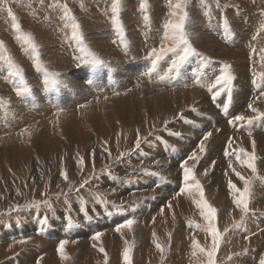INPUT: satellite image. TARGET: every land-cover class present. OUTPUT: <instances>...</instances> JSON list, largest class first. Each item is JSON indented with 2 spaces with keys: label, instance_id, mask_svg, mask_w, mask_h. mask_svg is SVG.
I'll use <instances>...</instances> for the list:
<instances>
[{
  "label": "rangeland",
  "instance_id": "1",
  "mask_svg": "<svg viewBox=\"0 0 264 264\" xmlns=\"http://www.w3.org/2000/svg\"><path fill=\"white\" fill-rule=\"evenodd\" d=\"M177 2L178 0H120L118 11L114 14L111 7L112 0H6V2L5 0H0V41L4 45V48L0 49V99H2L0 100V113L12 124L11 126L2 124L5 120L0 119V264H21L20 261L22 260L27 264H37V261H39V264H48L44 263L42 255L47 252L45 250L51 249V247H54V250L55 246L58 248L60 242H47L48 238L45 240H37V238H31L33 236L31 234L36 229H39L37 235L43 232L47 234L50 230L57 232L56 225H52V217L54 221H58L59 223L65 220L68 231L74 225L76 228L89 232V229H85V224L82 225V220L79 219L80 213L86 214L89 222L93 225L91 229L92 233L94 231L97 233L100 232L97 228V221L106 220L108 219L107 214L113 215L118 212L124 214V219L129 218L134 220L130 229L122 228L117 238L114 235L110 237L108 234H111L114 227L120 224L111 225L109 222L103 221L102 226L106 228L101 233H103L105 238H100L99 241H95L93 244L83 242L84 244L91 245L88 247L84 246L90 251L89 254L85 255H91L97 259L100 258L98 262L96 261L97 264H105L104 253L99 251L100 247H103L107 253V264H124L123 251L125 247L131 248V264H143L142 261L146 258L149 259L148 264H207L206 256L200 253L198 249H193L192 247L193 239L205 248L210 247L212 242L210 233L204 230L208 226V221L201 215V210L194 202V195L196 196L197 194L200 197L199 191L196 189L197 181L203 189L204 199L217 210L214 221L217 229L221 233H224L226 227L229 229L227 233H224L220 249L216 254V264H260V261L264 259V147H261L263 146L264 138L261 140L262 136L259 135L261 138L258 137L256 139V132L258 133L260 129H253L248 134L242 136H238L237 134V139L240 140L225 143L224 145L230 132L224 134L225 136L222 133L223 136L220 135L219 139L218 137H210L219 134L221 129H223L222 127L226 126V122L217 125L216 130L213 126H208L209 129L207 128L206 133L211 132L212 135L208 140L204 141L206 150L201 153L198 147V151L196 150L195 152L197 159L193 160L188 159L190 153H193V151L188 149V146L194 145L195 138L199 139L202 132L198 133V137H194L193 140H187V136L185 135L187 127L186 125L181 127L179 124L181 121H184L181 124H185V121H187L188 124L191 123L190 125L193 126L196 123V126L199 127L200 124L198 125V121L196 120L201 115L202 122L209 123V120H214L218 114L216 113V109H211V101H214L213 103L216 105L220 104L219 102L223 100L222 103L225 104L226 99L237 106L240 100L242 102L244 100L243 104L245 103L247 105L246 107H248V101L251 104L254 103V91H257L256 89L258 87L263 89L264 86V52H261V49H264V29L260 27L261 24H264V0H184L183 10L188 14L185 31L189 43L195 49V53L190 52L186 56L188 58H185L193 61L194 64L191 66H189L190 62H184L185 59L181 61L179 59L180 56L184 55L183 48L185 46L180 45L177 47L173 39L175 35L173 30L164 27L169 19L175 20L181 14V11L176 9L177 16H171L174 5ZM141 4L144 7H141ZM65 6L69 11V17H65L64 15ZM9 9L11 10L12 16L19 23L20 31L24 34H30L36 45L35 51L28 47L23 40L16 38L17 33L13 30L12 17L9 15ZM114 15L116 17L115 21L113 20ZM72 17H74L75 23L80 26L79 31L84 37L82 41L72 36ZM130 17H133V19ZM152 17L156 20L155 23ZM191 17L195 22L194 27L199 24L212 23L219 20L218 24L223 25L228 36L223 32L224 30L222 31L221 27L219 28L225 33L227 39L225 38V41H218L216 36L207 35L203 26H199L197 32L199 33L200 31L199 34L204 39L197 41L196 37L198 33L196 30H191L188 26ZM130 20H132V23ZM140 21L143 23L146 21V25L143 23L141 25ZM139 22L140 24L138 25L137 23ZM149 27L152 30L151 28L148 29ZM139 29L143 33H140ZM251 40L253 41L251 48V55L253 56L250 54L241 55L231 45V43L236 44L238 41L248 42L249 45L252 42ZM127 41L128 43H126ZM118 47L121 48L119 49ZM141 47L142 49H140ZM161 47L175 48V50L161 54L159 53ZM216 48L229 53L234 52L236 62L233 61V63L232 60L215 57L214 50ZM153 49L157 50L158 55L152 54ZM124 50L128 51L127 54H123ZM230 50L232 51L230 52ZM129 51H133L134 53L141 52L137 56L141 55L140 59L142 61L152 62L153 65H151V68L154 71H157L161 65L170 68L175 66L176 63L183 64V69H180V72H183V76H179L185 79V83L191 81L190 79L192 77L190 74L196 72V69L199 71L205 69L206 71L208 67H212L215 69V77H217L224 71L225 64L230 66L229 73L233 79L223 85V90H221V86H214L215 82H210L207 88L216 89L212 94L213 97L209 93L206 94L202 88H197L196 86L188 87L191 92L188 90L181 91L185 94L191 93L196 98V101L191 103V106H185L183 112L178 113L176 110L173 116L170 114L161 115L162 108L166 110L171 107L172 94L168 93L170 90L168 92H162V94L169 96L167 100L164 99L163 95L159 94V105L161 103L164 104L163 107L160 105V109H158L157 105L153 107L154 109L147 107L148 103L145 100L139 101L133 95L130 98H125L124 101L127 107H119L117 111H114V108H116L115 105H112V107L110 103L108 104L104 101V104H102L103 102L101 104L95 103L94 105L98 104L97 107H99L97 111H100L101 114L104 113L96 118L95 123L98 126L107 125L109 127L107 132H103L102 136L96 138L94 134L96 136L100 134V128H98L99 133L94 131L91 123L87 122L86 118L95 116L94 110L76 109V111L74 109L75 105L70 104L67 107V112L64 113L68 114L66 118H64V115L61 116L62 114H55L44 118L45 116L38 115L37 108L28 111L20 107L21 103L19 104L18 101H22L26 97V93L31 100L35 101L40 100V94H45L46 89L53 88L56 91L55 86L51 87L54 82H51L52 84L48 83L47 88L31 86V84L26 83L31 78L30 73H44L45 76L51 73L55 74L54 79L64 75L63 73H68L74 77V83H79L81 86L85 82L82 83L76 75L79 69L103 67L102 69L106 70L105 62L111 64L112 60L115 62L119 61L125 65L124 61L126 58L134 59L137 57H134L132 53L129 55ZM170 55L173 57L172 61L167 62L163 59H168ZM93 57L100 58L103 63L94 64L92 62ZM122 57L124 58L122 59ZM9 58L16 65V68L20 70V75L14 74L16 69L9 65ZM239 58H241L240 61ZM176 59L179 60L176 61ZM237 62L240 65L237 66ZM37 64L41 65L39 69L36 66ZM45 69L47 72L44 71ZM185 69L187 74L184 71ZM103 75H105L104 80L106 78L108 80L107 73H103ZM119 75L125 81L126 85L128 83L132 85V76L134 74H131L129 70L122 69ZM175 78L178 80L176 76ZM68 83L66 81L64 90ZM191 83H198L199 87L205 85L199 81H192ZM23 85H27L31 91H20V94H18V90L22 89ZM157 85L159 87L158 89L162 88L159 84ZM72 86L75 87L76 85L72 83ZM177 88L182 89L181 87L172 89ZM64 90L62 91L61 88V93ZM234 91H236V94ZM120 92L122 93V91ZM216 97L220 98L216 100ZM205 98L206 100H204ZM200 100L205 103L200 102ZM38 106L42 105L39 104ZM86 106L88 105L83 107ZM90 106L93 108L92 105ZM252 106L258 111L254 112L249 107L242 109L241 106H237L235 111L236 115H244V119L237 121L234 119L235 115H233L231 120L237 122L239 131L245 127L249 129L251 126L256 127L264 122V115H261L264 114V98H261L260 104ZM40 108L42 112L47 114L46 109L48 108L46 106ZM131 110L137 111L129 112ZM142 110L146 114L147 123L138 126L139 121L136 114ZM149 110H152L155 115L152 116ZM125 111L126 113L122 115L121 113ZM256 112H258L257 115L253 114ZM114 113L117 115L115 116ZM31 114L33 116L30 117ZM207 114L211 115L209 116ZM19 115L20 117H18ZM52 117L55 119H51ZM130 120L133 121L132 126L127 125ZM257 121L261 122L257 123ZM72 126L75 128L79 126V132L87 133V137L85 139L83 138L84 140L82 142V139L77 140L75 136L76 130ZM143 129H146L144 133ZM137 130H139L141 138L139 149L135 148ZM89 131H94V134L90 135ZM192 131L193 129L189 132ZM239 131H236V133ZM188 137L190 136L188 135ZM252 139L255 140V150L258 149L261 152L257 153L255 151V175L247 167L248 155L253 153V149L251 150L252 152L248 149L247 142H251L253 146ZM61 141L65 143L61 145L60 152L56 149V153H47L45 145L47 148L53 149L60 146ZM38 143L42 146V150H36ZM223 145L224 148H222ZM226 150L229 153L228 155H225ZM211 152L215 153V157L212 160H207ZM91 153H93L92 164L87 162V156ZM121 153L124 154L123 157H121ZM71 154L77 155L82 161L83 167L79 171L73 172L74 168L70 165L72 160ZM182 156H187V159H185L189 163L187 167L191 169L192 175L194 176L191 182L192 185L190 184L193 192H191V195L189 194V196L185 197L187 201H183V203L192 204L193 201L195 204L187 209L182 208L174 213L167 212L166 209L170 202L165 200L161 202L162 204H158L161 205L160 208H151L150 203L152 204L159 197L160 187L162 185H159L160 187H152L148 186V184L153 179L158 178L168 184L169 187L176 185L178 188L180 184L179 179L182 178L184 172L183 169H179V167L174 165L177 164L175 161L177 159L175 158L179 157L180 159ZM27 157L29 161L28 165H25L23 161ZM207 161H211L208 167H206ZM228 161H231L233 164L237 163L235 167L231 165L233 169L237 167L242 168L244 171L242 174L243 177L251 178L250 211L238 228L232 227V225L234 222L241 221L242 214L234 203L233 193L229 195V201L227 203L219 202L218 195L211 185V183H221V180L213 177V174L217 172V175H220V172L223 170L222 168H226V165H228ZM87 163L90 164L89 167ZM244 163L246 165H243ZM200 166L206 168H200ZM173 167L176 169H173ZM205 170H207L206 174ZM62 172L67 174L68 179H64L62 182H59L62 179L54 181ZM85 180L88 183L81 188L80 185ZM141 182L147 186L141 185ZM243 187L244 182L241 187L237 188L242 190ZM108 188L111 191L107 190ZM142 188H144V191L140 192ZM131 193L133 194L129 195ZM161 193L168 196V192L163 189H161ZM236 195L238 196L239 194L236 193ZM170 199L169 196V199L167 198L166 200ZM45 200L50 202L51 209L43 204L39 207L31 206L33 202ZM144 205L149 206L150 208H146L152 211L146 217H142V213L146 212ZM97 208H99V211ZM162 208H164L163 211H161ZM103 210H108V213H102ZM134 213H136V216L139 215L138 217L140 218L137 219ZM62 216H65L66 219ZM27 225H34L36 229L32 233H30L31 230L29 232L27 231L25 233L27 235L26 237L14 240L13 238L16 237L15 233H20ZM196 225L200 227H196ZM71 233L76 236L77 232L76 230H72L67 235L71 236ZM6 235H11L8 241L5 239L8 237ZM246 236L249 239H245ZM20 240H25L26 243L21 244L18 242ZM13 243L18 244L16 246ZM69 243L65 245V254L67 256L66 264H95V262L89 260L84 254H81L82 250L79 246L69 247ZM74 243H79V241H75ZM157 243L163 246V254L156 248ZM94 244L96 247H93ZM244 249H247V252H244ZM194 251L196 255H193ZM237 253L242 254L236 255ZM229 256H232L231 260L228 259Z\"/></svg>",
  "mask_w": 264,
  "mask_h": 264
},
{
  "label": "bare ground",
  "instance_id": "2",
  "mask_svg": "<svg viewBox=\"0 0 264 264\" xmlns=\"http://www.w3.org/2000/svg\"><path fill=\"white\" fill-rule=\"evenodd\" d=\"M135 1V0H134ZM131 3V2H130ZM134 3V2H133ZM237 4V3H236ZM131 5H133V4H131ZM155 8V7H154ZM130 9V8H129ZM130 11V10H129ZM132 12V11H131ZM132 13H134V12H132ZM135 14V13H134ZM148 15V14H147ZM211 15V14H210ZM135 17H136V15H134ZM138 16V15H137ZM140 17V16H139ZM149 17V16H148ZM198 17V16H197ZM211 17V16H210ZM131 18V17H130ZM131 19H133V17L131 18ZM135 19H137V18H135ZM139 19V18H138ZM141 19H143V18H141ZM152 19H153V21H154V23L156 22V20L152 17ZM201 19V18H200ZM239 19V18H238ZM241 19V18H240ZM145 20H146V18H145ZM150 20V19H149ZM131 21V23H132V20H130ZM134 21V20H133ZM136 21V20H135ZM151 21V20H150ZM152 21V22H153ZM210 21H212V20H210ZM218 21L219 20H216V21H214V22H209V23H204V24H199V25H197L196 27H194V25H195V22L193 21V19H192V17L190 18V20H189V24H188V26H189V28L191 29V30H196V32H197V29L199 28V26H203V28L206 30V32H207V35H212V36H216L218 39V41H225L226 39H227V37L225 36V33H226V31L224 30V28H223V25L222 24H218ZM246 21V20H245ZM141 22V25H142V21H140ZM140 22L139 23H137L138 25L140 24ZM146 22V21H145ZM145 22L143 23V24H145ZM149 22V21H148ZM147 22V23H148ZM129 23V22H128ZM134 24V23H133ZM152 24V23H151ZM146 25V24H145ZM152 25H154V24H152ZM219 25V26H218ZM83 26V25H82ZM155 26V25H154ZM238 26V25H237ZM157 27V26H156ZM219 27H221L222 28V31L223 32H225V33H223L222 31H221V29L219 28ZM86 28V27H85ZM151 27H149L148 29H150ZM153 28H155V27H153ZM158 28H160V27H158ZM157 28V29H158ZM229 28V27H228ZM234 28V27H233ZM236 28V27H235ZM147 29V30H148ZM134 30V29H133ZM151 30H152V28H151ZM155 30V29H154ZM237 30V29H236ZM139 31H140V29H139ZM230 31V30H229ZM238 31V30H237ZM248 31V30H247ZM108 32V31H107ZM151 32V31H150ZM163 32V31H162ZM192 32V31H191ZM204 32V31H203ZM139 33V32H138ZM140 33H143V32H141L140 31ZM145 33H146V31H145ZM193 33H194V31H193ZM198 33V32H197ZM199 33H200V31H199ZM198 33V35H197V37H196V40L197 41H200V40H202V39H204V38H202L201 37V35ZM252 33V32H251ZM204 34V33H203ZM243 34V33H242ZM133 35H135V34H133ZM137 35V34H136ZM195 35V36H196ZM206 35V34H205ZM204 35V36H205ZM226 35H227V33H226ZM88 36V35H87ZM228 36V35H227ZM205 37H208V36H205ZM248 37H250V36H248ZM171 38V37H170ZM210 38V37H209ZM226 38V39H225ZM119 40V39H118ZM121 40V39H120ZM129 40V39H128ZM243 40V39H242ZM204 41V40H203ZM234 41V40H233ZM252 41V40H251ZM96 42V41H95ZM139 42V41H138ZM126 43H128V41L126 42ZM137 43V42H136ZM140 43H142V42H140ZM194 43V42H193ZM74 44V43H73ZM101 44V43H100ZM135 44V43H134ZM224 44V43H223ZM252 44H253V41L252 42H250V44L248 45V42H242V41H238L236 44H232L231 43V45L232 46H234L236 49H237V52L239 53V54H241V55H251L252 54V52H251V48H252ZM219 45H220V43H219ZM228 45V44H227ZM230 45V44H229ZM118 46V45H117ZM129 46H130V44H129ZM226 46V45H225ZM132 47V46H131ZM130 47V48H131ZM254 47V46H253ZM96 48H97V46H96ZM119 48V47H118ZM121 48V47H120ZM119 48V49H120ZM126 48V47H125ZM151 48V47H150ZM224 48V47H223ZM50 49V48H49ZM117 49V48H116ZM140 49H142V47L140 48ZM180 49V48H179ZM232 49V48H231ZM105 50V49H104ZM137 50V49H136ZM111 51V50H110ZM134 51V50H133ZM133 51H129V55L132 53V54H134V57L135 56H137L138 54H140V53H134ZM142 51V50H141ZM227 51H229V50H227ZM232 50H230V52H231ZM45 52V51H44ZM103 52V51H102ZM105 52V51H104ZM108 52V51H107ZM127 52L128 51H126V50H124L123 51V54H127ZM138 52V51H137ZM110 53V52H109ZM176 53V52H175ZM234 52H231V53H229V52H225V51H222V50H219L218 48H216V50H214V55H215V57H220V58H224V59H226V60H232V62L234 61V62H236V55H235V53L233 54ZM112 54V53H111ZM110 54V55H111ZM108 55V54H107ZM106 55V56H107ZM144 55V54H143ZM111 56H113V55H111ZM123 56V55H122ZM141 56V55H140ZM140 56H137V57H133L134 59H127L126 58V60L124 61L125 62V65H123V64H121L119 61H114V60H112L111 61V64L109 63V62H105V67L107 68L106 70L105 69H102V68H91V69H85V68H82V69H79L78 71H77V76L79 77V79L82 81V83H84L83 85H79V83L77 84H75L74 83V77L71 75V74H68V73H63L64 75H61V76H59V78L57 77V78H55V82L52 84L51 82H52V80H49V83H51L52 85H51V87H56V91L55 90H53V88H50V89H46V93L44 94H40L41 95V97H40V100H35V101H33V100H31L29 97H28V94L26 93V97L22 100V101H18L19 102V104H20V107H23V108H25L26 110H30V109H34V108H37V110H38V112L37 113H39L38 115H43V116H45L44 118H46V116L47 117H49V116H51V115H57V114H62L61 116H65L64 118H66L67 116H68V114H64L65 112H67V110H68V106H70V104H74L75 105V110L77 109V110H82V109H85V110H94L95 112V116H92V117H86L87 118V122H89V123H91V127H92V129H94V131H97L98 132V128H100V134H98L97 136H96V134H94V131H89V133H90V135L92 134H94L95 135V138L96 137H100V136H102L103 135V132H107L108 130H109V127H107V125H105V126H98V124H96L95 123V120H96V118L97 117H99V116H101L102 114H104V113H100V111H97V109L99 108V107H97V105H94L95 103H99V104H101V102H105V103H110L111 104V106L112 105H115V107L116 108H114V111H117L118 109H119V107L121 108H125V107H127V104L125 103V98H130L132 95L133 96H135L136 98H137V100H145L147 103H148V106L147 107H149V108H153L155 105H157V107H158V109H160L161 108V106L163 107L164 106V104L163 103H161L160 105H159V101H160V95L159 94H161V95H163V97H164V99L165 100H167L168 99V95H164V94H162V92H168L169 90V92L168 93H171L172 95H171V97H172V99H171V102H170V106L171 107H169V108H167L166 110H165V108H162V111L161 110H158V111H161V115H166V114H170V115H175V113L174 112H176V110L178 111V113H180V112H183V110H185L184 108H185V106H188V105H190L191 103H193V102H195L196 101V98L194 97V95H192L191 93H188V94H185V93H182L181 91H186V90H188V91H190L191 92V90H190V88H188V87H190V86H196L197 88H202L203 89V91L206 93V94H208L209 93V95H211V97H213V93L216 91V89L215 88H213V89H208L207 87L210 85V82L211 83H213V82H215V80H213V79H215L216 77H215V69L214 68H212V67H208L207 68V70L205 71V69H202V70H198V69H196V72H192L190 75H191V81H187L186 83H185V79H182V78H180V76H183V72H180V69H183V64H181V63H176V65L175 66H172V67H170V68H168V67H166L165 65H161V66H159V69L157 70V71H154L152 68H151V65H153L152 64V62H147L146 60L145 61H142L141 59H140ZM239 56V55H238ZM251 56H253V55H251ZM129 57V56H128ZM108 58H109V56H108ZM113 58V57H112ZM124 57H122V59H123ZM186 58H188V57H186ZM201 58V57H200ZM214 58V57H213ZM238 58V57H237ZM100 59V58H99ZM115 59V58H114ZM163 59H165V61H167V62H170V61H172V59H173V57L170 55V56H168V59H166V58H163ZM195 59V58H194ZM196 59H198V58H196ZM202 59V58H201ZM240 59L241 58H239V61H240ZM251 59V58H250ZM110 60V59H109ZM116 60V59H115ZM129 60V61H128ZM162 60V59H161ZM177 60H179V59H176V61ZM120 61H121V59H120ZM164 61V60H163ZM174 61V60H173ZM181 61V60H180ZM179 61V62H180ZM190 62V64H189V66H191L192 64H194L193 63V61L191 60V59H189V60H187V59H185V61L184 62ZM237 61H238V59H237ZM160 62V61H159ZM207 62V61H206ZM233 62V63H234ZM245 62V61H244ZM251 62H253V61H251ZM127 63V64H126ZM173 63V62H172ZM183 63V62H182ZM159 64V63H158ZM203 64V63H202ZM208 64V63H207ZM167 65V64H166ZM170 65H172V64H170ZM173 65H174V63H173ZM205 65V64H204ZM236 65L238 66V65H240V63H236ZM235 65V66H236ZM243 65V64H242ZM104 66V65H103ZM154 66H155V63H154ZM184 66H186V65H184ZM215 66V65H214ZM70 67V66H69ZM158 67V66H157ZM175 67V68H174ZM187 67V66H186ZM194 67V66H193ZM245 67V66H244ZM172 68H174V69H172ZM195 68H196V66H195ZM63 69V68H62ZM61 69V70H62ZM129 70V72L131 73V74H134L132 77V81H133V83H132V85L131 84H129L128 83V85H126V83H125V81L120 77V75H119V73H120V71L121 70ZM194 69V68H193ZM237 69V68H236ZM248 69H249V67H248ZM73 70V69H72ZM100 70H103V71H100ZM239 70V69H238ZM67 71V70H66ZM185 71V73L187 74V71H186V69L184 70ZM193 71V70H192ZM195 71V70H194ZM221 71V70H220ZM241 71V70H240ZM82 72H84V73H82ZM190 72H191V70H190ZM239 72V71H238ZM103 73H107V75H108V80H107V78H106V80H104L105 79V75H103ZM237 73V72H236ZM239 74V73H238ZM242 74H243V72H242ZM30 76H31V78L29 79V80H27L26 81V83H28V84H31V86L32 85H34V86H36V87H41V88H47L46 86L48 85H45L44 84V79H45V74L44 73H37V74H35V73H30L29 74ZM124 75V74H123ZM130 75V74H129ZM180 75V76H179ZM246 75V74H245ZM26 76V75H25ZM75 76V75H74ZM175 76L178 78V80L175 78ZM250 76V75H249ZM68 77V78H67ZM236 77V76H235ZM243 77H244V74H243ZM26 78V77H25ZM29 78V77H28ZM184 78V77H183ZM76 79V78H75ZM242 79V78H241ZM67 82H69L68 83V85L65 87V90H64V85L66 84V81ZM87 80L88 81H91V83H87ZM25 81V80H24ZM23 81V82H24ZM192 81H199L200 83H202V84H205V85H203V86H201V87H199V84L198 83H195V84H193V83H191ZM79 82V81H78ZM25 83V82H24ZM72 83L74 84V85H76L75 87H73L72 86ZM207 83H209V84H207ZM238 83V82H237ZM27 84V85H28ZM157 84H159V86L160 87H162V88H160V89H162V90H160V89H158L159 87H157L158 85ZM251 84H253V83H251ZM26 85V86H27ZM246 85V84H245ZM261 86V85H260ZM23 87H24V85H23ZM108 87V88H107ZM175 87H181L182 89H179V88H177V89H172V88H175ZM214 87V86H213ZM249 87V86H248ZM253 87V86H252ZM62 88V91L64 90V92L63 93H61V91H60V89ZM261 87H258L256 90L257 91H254V93H255V97L253 98V101H254V103H252V105H255V106H257L258 104H260L261 103V98H264V95H262L261 93L262 92H264V86H263V89L261 88ZM248 89V88H247ZM251 89V88H250ZM229 90V89H228ZM243 90V89H242ZM120 91H122V93L120 92ZM175 91H177V92H175ZM193 91V90H192ZM197 91V90H196ZM238 91V90H237ZM261 91V92H260ZM60 92V93H59ZM199 92V91H198ZM202 92V91H201ZM229 92V91H228ZM235 92V94H236V91H234ZM233 92V93H234ZM117 93H119V95H117ZM223 94V93H222ZM228 94V93H227ZM231 94V93H230ZM239 94V93H238ZM241 94V93H240ZM239 94V95H240ZM18 95V94H17ZM39 95V94H38ZM199 95V94H198ZM242 95V94H241ZM7 96H8V94H7ZM21 96V95H20ZM35 96V95H34ZM9 97H10V95H9ZM12 97H14V96H12ZM11 97V98H12ZM186 98V99H185ZM201 98V97H200ZM203 98V97H202ZM215 98V97H214ZM217 98H220V97H216V100H217ZM225 98V97H224ZM223 98V99H224ZM226 98H228V97H226ZM236 98V97H235ZM252 98V97H251ZM20 99H22V97H20ZM162 99V98H161ZM242 99V98H241ZM0 100H2V99H0ZM6 100V99H5ZM204 100H206V98L204 99ZM74 101V102H73ZM118 101V102H117ZM162 101V100H161ZM164 101V100H163ZM225 104L224 103H222L223 102V100L222 101H220L219 103L220 104H214L212 101L210 102L211 104H212V108L211 109H216V113L218 114V116H216V118L214 119V118H212V119H214V120H212V121H210L209 120V123H207V122H205L204 121V119H203V121L204 122H202L201 121V117H202V115H201V117H198V120H196V121H198L197 123H198V125H199V127H197L196 126V123L195 124H193V126L192 125H190V124H188L187 123V121H185V124H181V123H183L184 121H181V123H179L180 125H181V127H183L184 125H186V127H187V129H186V133H185V135L187 136V140H190V139H192L193 140V138L194 137H198V133H200V132H202V135H200L199 136V139L198 138H195V144L194 145H192V146H188V149H190L191 151H193V153H195L196 152V150L198 151V147H199V143L201 142V140H202V138L204 137V134L207 132V128H208V126H210V127H212L213 126V128H215V130L217 129V125H219V124H221V123H224V122H226V126L225 127H222L223 129H221V131L219 132V134H216V136H214V137H210V138H217L218 137V139H219V137H220V135L221 136H223L224 134H227L228 132H230L229 133V135H228V139H227V141H223L224 142V145H225V143H230V142H232V141H235V140H240V139H237L238 137H237V134H238V136L240 135V136H242V135H245V134H248L250 131H252L253 129H260L259 131H258V133L256 132V139L259 137V135L260 136H262V138L261 137H259V138H261V140L264 138V135H263V133H264V122H262L261 123V125H257L256 127H250V129L249 128H247V127H245V128H243V129H241L240 131H239V127L237 126V122L235 121V120H231V118H232V116L233 115H235V116H239V115H236V113H235V111H236V109H237V106H241V108L242 109H244V107L245 108H248V107H246L247 105L244 103L243 104V102H244V100H243V102L240 100V102H239V104L237 105V106H235L234 104H232V103H230L229 101L230 100H226L225 99ZM232 102H233V100H231ZM239 101V100H238ZM7 102V101H6ZM17 102V103H18ZM104 102L102 103V104H104ZM166 102V101H165ZM200 102H204V101H201L200 100ZM249 103H250V101H248ZM37 103V104H36ZM167 103V102H166ZM165 103V104H166ZM205 103V102H204ZM235 103V102H234ZM249 103H248V105H249ZM6 104V103H5ZM7 104H8V102H7ZM42 105V106H46L48 109H46V112H47V114H45V112H42V109L40 108V107H42V106H38V105ZM163 104V105H162ZM169 104V103H168ZM200 104H202V103H200ZM251 104V103H250ZM85 106V105H88V106H86V107H81V106ZM90 105H92V107L93 108H91V106ZM193 105V104H192ZM204 105V104H203ZM1 106H3V105H1ZM167 106V105H166ZM191 106V105H190ZM202 106V105H201ZM201 106H199V107H201ZM113 107V106H112ZM198 107V108H199ZM44 108V107H43ZM67 108V109H66ZM100 108H102V107H100ZM17 109V108H16ZM50 109V110H49ZM154 109V108H153ZM172 109V110H171ZM209 109V108H208ZM242 109H241V112H242ZM76 110V111H77ZM202 110H204V109H202ZM247 110V109H246ZM245 110V112H246V114H247V111ZM20 111V110H19ZM22 111V110H21ZM23 111H24V109H23ZM127 111V110H126ZM126 111L125 112H120L122 115H124L125 113H126ZM133 111H137V110H131V111H129V112H133ZM150 111V113H151V115L153 116V115H155L153 112H152V110H149ZM1 112V111H0ZM3 112V111H2ZM25 112V111H24ZM31 112V111H30ZM157 112V111H156ZM188 112V111H187ZM200 112V111H199ZM251 112V111H250ZM26 113V112H25ZM145 112H143V110L141 111V112H138L137 114H136V116H138V121H139V123L137 124L138 126H140V125H142V124H146L147 123V121H146V114H144ZM205 113H207V112H205ZM235 113V114H234ZM17 114H19V113H17ZM195 114H199V113H195ZM203 114V113H202ZM243 114H245L244 112H243ZM242 114V115H243ZM253 114H255V115H257L258 114V112H256V113H253ZM12 115V114H11ZM29 115V114H28ZM34 115H36V114H34ZM67 115V116H66ZM114 115L116 116L117 114L116 113H114ZM207 115H209V114H207ZM211 115V114H210ZM209 115V116H210ZM24 116V115H23ZM31 116H33L32 114L30 115V117ZM191 116H192V114H191ZM208 116V117H209ZM244 116V115H243ZM242 116V117H243ZM252 116V115H251ZM13 117V116H12ZM18 117H20V115L18 116ZM25 117V116H24ZM23 117V118H24ZM27 117V116H26ZM57 117H59V116H57ZM181 117V116H180ZM213 117H215L214 115H213ZM246 117V116H245ZM8 118V117H7ZM34 118H35V116H34ZM36 118H40V117H36ZM154 118V117H153ZM194 118V117H193ZM0 119L1 120H5V121H3L2 122V124H8L9 126H11L12 124H10L9 122H8V120H6L5 119V117L3 116V115H1V113H0ZM9 119V118H8ZM27 119V118H26ZM51 119H55V118H51ZM108 119H109V117H108ZM181 119V118H180ZM206 119V118H205ZM219 119V120H218ZM28 120H29V118H28ZM193 120V119H192ZM9 121H11V120H9ZM36 121V120H35ZM99 121V120H98ZM195 121V122H196ZM214 121H217V122H214ZM229 121H232V123H229ZM22 122V121H21ZM24 122V121H23ZM22 122V123H23ZM100 122V121H99ZM98 122V123H99ZM200 122V123H199ZM220 122V123H219ZM261 121H257V123H260ZM19 123V122H18ZM25 123V122H24ZM31 123V122H30ZM95 123V124H94ZM105 123V122H104ZM243 123V122H242ZM241 123V124H242ZM15 124H17V123H15ZM77 124V123H76ZM132 124H133V121H129L128 123H127V125L128 126H132ZM25 125V124H24ZM23 125V126H24ZM27 125V124H26ZM100 125V124H99ZM179 125V126H180ZM233 125V126H232ZM242 125H244V124H242ZM256 125V124H255ZM7 126V125H6ZM81 126V125H80ZM237 126V127H236ZM5 127V126H4ZM72 127H74V126H72ZM72 127H71V129H72ZM78 127L79 126H76V128L74 127V129L76 130V138H77V140H81V142L87 137V133H82V132H79L78 130ZM84 127V126H83ZM116 127V126H115ZM10 128V127H9ZM19 128H22V127H19ZM88 128V127H87ZM233 128H234V130H233ZM15 129H17V128H15ZM191 129H193V131L192 132H189ZM209 129V128H208ZM0 130H1V128H0ZM66 130H67V128H66ZM88 130H89V128H88ZM87 130V131H88ZM91 130V129H90ZM219 130V129H218ZM16 131V130H15ZM86 131V130H85ZM146 131V129H143V133ZM236 131H239V132H237L236 133ZM245 131V132H244ZM255 131V130H254ZM6 133H7V131H5ZM9 132V131H8ZM24 133V132H23ZM99 133V132H98ZM222 133H223V135H222ZM8 134V133H7ZM10 134V133H9ZM21 135V134H20ZM188 135L190 136V137H188ZM225 136V135H224ZM253 136V135H252ZM255 137V136H254ZM84 138V139H83ZM227 138V137H226ZM233 138V139H232ZM201 139V140H200ZM223 139H225V138H223ZM200 140V141H199ZM213 140V139H212ZM216 139H214V141H215ZM226 140V139H225ZM254 139H252V141H253ZM219 141V140H218ZM255 141V140H254ZM260 141V140H259ZM215 142H217V141H215ZM65 142L64 141H61L60 142V146H58L57 148H53V149H50V148H47L46 147V145H45V150L47 151V153H56V149H58V151H59V149L60 148H62L61 147V145H63ZM212 144H215V143H213V142H211ZM258 143H260V142H258ZM55 144V143H54ZM219 144V143H218ZM224 145L222 146V148H224ZM263 146H261V147H264V141H263V144H262ZM50 146V145H49ZM55 146V145H54ZM247 146H248V149L251 151L252 149H253V146H252V144H251V142H247ZM260 146V145H259ZM256 147V146H255ZM70 148V147H69ZM75 148V147H74ZM221 148V147H220ZM36 150H42V146L38 143L37 145H36ZM189 150V151H190ZM67 151V150H66ZM253 151V150H252ZM251 151V152H252ZM257 153H261L258 149H256L255 150ZM60 152V151H59ZM58 152V153H59ZM63 153V152H62ZM71 153H72V151H71ZM77 153V152H76ZM190 153V152H189ZM193 153H190V156L193 154ZM214 152H211V154L209 155V157H208V159L207 160H212L214 157H215V153H214V155H212ZM65 154V153H64ZM73 154V153H72ZM71 154V155H72ZM92 154L93 153H91V154H88V156H87V162H89L90 164H92V162H93V159H92ZM27 156V155H26ZM26 156H24V157H26ZM188 156H189V154H188ZM262 156V155H261ZM72 157V160H71V166L74 168L73 169V172H76V171H79V169L81 168V167H83L82 166V161L80 160V158L77 156V155H72L71 156ZM169 157H171V156H169ZM155 158V157H154ZM159 158V157H158ZM244 158V157H243ZM34 159V158H33ZM61 160H62V158H60ZM175 159H177V160H175L176 162H177V164L176 165H174V166H176V167H179V169H182L181 168V163L183 162V161H185V159H187V156H182L180 159H179V157L178 158H175ZM51 160V159H50ZM216 160V159H215ZM28 157L27 158H25L24 159V161H23V163L25 164V165H28ZM31 161V160H30ZM186 161H188V160H186ZM204 161V160H203ZM34 162V161H33ZM32 163V162H31ZM51 163V162H50ZM89 163H87L88 165V167H89ZM203 163V162H202ZM52 164V163H51ZM188 165H189V163H187ZM211 164V161H207L206 162V167H208L209 165ZM228 165H226V168H222L223 170L220 172V175H217V172L216 173H214L213 175V177H216V178H218L219 180H221V183L220 184H212L211 183V185L213 186V189H214V191H216V193H217V198L219 199V202L221 201V202H225V203H227L229 200H228V197H229V195H231L232 194V190H230V188H229V180H231L232 181V183L233 184H235L236 185V187H241L242 186V183H243V181L242 180H240V178L236 175V172H239L240 173V175L242 176V174L244 173V171L242 170V168L240 167H237L236 169H233V167H235L236 165H237V163L236 164H233L231 161H228V163H227ZM188 165H186V166H188ZM233 167H232V166ZM243 165H246L245 163L243 164ZM206 167H202V166H200V168H206ZM173 169H176V168H174L173 167ZM235 170V171H234ZM248 170H249V168H248ZM53 171V170H52ZM183 172H184V170H183ZM201 173H203V172H201ZM53 177V176H52ZM32 179V178H31ZM62 179V180H61ZM59 181V180H61V181H59V182H62L63 180H64V178H62V176L60 175V176H57L55 179H54V181ZM180 180V184L178 185V188H177V186L176 185H172V186H168V184H166L164 181H162V180H160V179H158V178H156V179H153L152 181H151V183H149L148 184V186H152V187H155V186H159V185H162V187H160V193H159V197L156 199V201H154L152 204L150 203V206H151V208L153 207H157V209L158 208H160V206L161 205H158L159 203H161L162 201H167V202H170L169 204H171V208H169V207H167V212H169V213H174V212H178L180 209H182V208H185V209H187V208H189V207H191V206H193L195 203V201H198L199 199H200V197H199V195H197L196 194V196L194 195V197H195V199H194V202L192 201V204H185V203H183V201H187V200H185V199H187V198H185V197H187V196H189V194L191 195V192H193L192 191V189L190 188V184H191V182H192V179H189L188 181H187V183L185 182V180H184V173L182 174V178H180L179 179ZM106 182H110V181H106ZM114 184H116V183H114ZM176 184V183H175ZM141 185H145L144 183H142L141 182ZM192 185V184H191ZM120 186V185H119ZM145 186H147V185H145ZM144 188H142V190H140V192H142V191H144L143 190ZM161 189H163L164 191H167L168 192V196H165V194L164 193H161ZM182 189H185L184 191H182ZM191 189V190H190ZM107 190H109V191H111V189L110 188H108ZM197 191V190H196ZM150 192H151V190H150ZM133 193H131V194H129V195H132ZM193 195H192V197H193ZM169 196H170V198L172 199V201H171V199L170 200H166L167 198L169 199ZM166 198V199H165ZM220 198H221V200H220ZM190 199H191V196H190ZM189 200V199H188ZM173 202V203H172ZM166 203V202H165ZM162 204V203H161ZM223 204V203H222ZM167 206V205H166ZM146 205H144V209H145V213H142V217H146V216H149L151 213H149V212H152V211H149L147 208L149 207H147ZM150 208V207H149ZM162 209H164V208H162ZM260 209H262V208H260ZM95 210V209H94ZM97 210L99 211V208H97ZM117 212V211H116ZM95 213V212H94ZM102 213H105V214H107L108 213V210H103V212ZM105 214H103V215H105ZM135 215V217L137 218V219H139L140 217H138V216H136V213H134ZM93 215V214H92ZM99 215H100V213H99ZM51 217V216H50ZM64 219H66V217L65 216H62ZM88 216H86V214H79V219L80 220H82L81 221V223H82V225H84L85 224V226H86V228L85 229H89V232H85L84 230H82V229H79V228H76L74 225H72L71 227H70V231H68L67 230V222L65 221V220H62L60 223L57 221H54V219H53V217L51 218V221H52V225L54 226V225H56V230H57V232L55 231V230H50L47 234L45 233V232H43L42 234H39V235H37V233H38V230L39 229H36V227L33 225H27V227L26 228H23L22 230H21V232L20 233H15L16 234V237H12L14 240H16V239H21L22 237H26L27 235L25 234L27 231L29 232V230H31V232L30 233H32L35 229V231L31 234V235H33L31 238H37V240H45V239H47L48 238V240H47V242H53V243H59L61 240H68V242H70L69 244H68V246L69 247H74V246H79V248L82 250V253L81 254H89L90 253V251L87 249V248H85L84 246H86V247H88V246H91V245H87V244H84L83 242H88V243H94L95 241L91 238L92 236H93V234H95L96 233V231H94L93 233H92V231H91V229H92V227H93V225L89 222V219L87 218ZM105 217V216H104ZM127 217V216H126ZM129 217V216H128ZM107 218L108 219H106V220H103V221H106V222H109L111 225H118V224H123L126 220H128V219H124V214L123 213H121V212H118V213H114L113 215H109V214H107ZM103 221H97V228L99 229V231L100 232H102V230L103 229H105L106 227L105 226H102V224H103ZM33 222V221H32ZM41 223V222H40ZM38 226V225H37ZM35 227V228H34ZM41 227V226H40ZM117 226H115L114 227V229H113V231H111V234H108V236H110V237H112L113 235L117 238V236H119V232H116L115 231V228H116ZM72 230H76V236H74L73 235V233H71V236H69V235H67L68 233H70ZM18 231V230H17ZM12 235V234H11ZM11 235H6V236H8V237H6L5 239L8 241L9 240V238L11 237ZM14 235V234H13ZM37 235V236H36ZM123 237V236H122ZM101 238H105V236L104 235H102L101 236ZM51 239V240H50ZM83 240V241H82ZM75 241H79V243H74ZM71 242H73V243H71ZM81 243V244H80ZM14 245H16V244H18V243H13ZM17 246V245H16ZM45 251H47L45 254H43L42 255V260L44 261V263H48V264H66L67 263V260L66 259H61V257H60V254L57 252V246H55V250H54V247H51V249H48V250H45ZM86 257H88V259L89 260H91L92 262H95V264H97V262L100 260V258L99 259H97V258H93L91 255H85ZM66 260V261H65ZM97 261V262H96ZM148 261H149V259H143V264H148ZM21 262V264H27L26 262H23V260L22 261H20ZM18 264H20V263H18Z\"/></svg>",
  "mask_w": 264,
  "mask_h": 264
},
{
  "label": "snow or ice",
  "instance_id": "3",
  "mask_svg": "<svg viewBox=\"0 0 264 264\" xmlns=\"http://www.w3.org/2000/svg\"><path fill=\"white\" fill-rule=\"evenodd\" d=\"M6 2V0H5ZM119 4H120V0H112V12L115 14L118 11L119 8ZM141 7H144L143 4H141ZM184 8V0H178V2L174 5V10L171 13L172 17H176L177 13H176V9H179L181 11V14L179 15V17L175 20L173 19H169L166 24L164 25V27L166 29H171L174 32V36L173 39L175 41V45L178 47L180 45H184L185 47L183 48V52L184 55L180 56L179 59L180 60H184L186 58V56L188 55V53H195V49L191 46V44L189 43V39L187 36V33L185 31V23L188 19V14L186 11L183 10ZM9 15L12 17V27L13 30L17 33L16 38L18 40H23V42L25 44L28 45V47H30L33 51H35L36 49V45L33 42L30 34H24L20 31V25L19 23L16 21L15 17L12 16L11 10L9 9ZM64 15L65 17H69V11L67 9V7L65 6L64 8ZM73 19V31H72V36L76 39L79 40H83L84 37L81 35L80 31H79V24L75 23L74 17H72ZM116 17L115 15L113 16V20L115 21ZM261 29H264V24L260 25ZM4 45L3 42L0 41V49H3ZM175 48H164L161 47V49L159 50V53H165V52H172L174 51ZM261 52H264V49H261ZM152 54L153 55H158L157 50L153 49L152 50ZM9 65L16 69V71L14 72L15 75H20V70L18 68H16V65H14L11 61V59L9 58ZM94 64H102L103 61L101 59H99L98 57H93V61ZM37 68L39 69L41 67L40 64L36 65ZM229 68L230 66L225 64L224 65V71L215 78V85L214 86H221V90H223V85L229 83L233 77L230 75L229 73ZM45 72H47V70H44ZM55 74H51L48 73L45 76L44 79V84L47 85L49 83V80H52V82H55L54 79ZM21 79L23 80V78L21 77ZM89 83H91V81H88ZM20 91L23 92H29L31 91L30 88H28L26 85L18 90V94H20ZM262 95H264V92L261 93ZM117 95H119V93H117ZM83 107V105L81 106ZM249 109H251L252 111H258L257 109L253 108L252 104L248 105ZM264 115V114H261ZM235 120L239 121V120H243L244 117L242 116H235L234 117ZM251 122V121H249ZM229 123H232V121H229ZM212 135L211 132H208L204 135L203 139L201 140L200 144H199V149L200 152L203 153L205 152L206 148H205V144L204 141L208 140V138ZM253 153L248 155L247 153H245L246 155H248V160H247V167L250 168L253 172V174L255 175L256 173V167L254 164V161L256 159L255 157V141L253 140ZM141 145V138L139 135V130H137V139H136V144H135V148L139 149ZM107 151V149H106ZM229 153L227 152V150L225 151V155H228ZM110 155V153H109ZM121 157H123V153L120 154ZM188 159H197L196 154L193 153L191 156L188 157ZM187 161H183L181 163V168L184 170V180L187 183V181L189 179H194V176L192 175V171L191 169H189L187 166ZM235 171V170H234ZM207 173V170H205V174ZM61 175L63 176V178L65 180L68 179L67 174L65 172H62ZM236 175L240 178V180H242L244 182V187L243 189H239L236 187L235 184L232 183L231 180H229V188L230 190H232L233 196H234V203L236 205L237 208L240 209L241 211V221L240 222H234L232 227H239L240 223H242L244 221L245 216L249 213L250 209H249V203H250V197H251V178H245L243 176L240 175L239 172H236ZM88 181L85 180L80 187L83 188L85 184H87ZM196 189L199 191L200 194V199L198 201H195L197 207L201 210V215L204 217V219L206 221H208V226L204 229L205 231L209 232L211 235V246L210 247H202L199 245V243L197 241H195V239H193V244L192 247L193 249H198L200 253L204 254L207 258V264H216V254L218 252V250L220 249L221 243L223 241L224 238V233L228 232V228L226 227L224 229V233H221L214 221L216 218V209L214 207H212L210 204L207 203V201L204 199V194H203V189L200 186L199 182H196ZM185 189H182V191H184ZM78 191V189H77ZM236 193H238L239 195L237 196ZM41 204H43L44 206L48 207L49 209H51V204L49 201L45 200V201H38V202H33V204L31 206L34 207H39ZM169 208H171V204L168 205ZM161 211H163V209H161ZM45 222H46V218H45ZM134 220L132 219H128L126 220L125 223L118 225L115 229L116 232H120L122 228H131V226L133 225ZM191 226V225H190ZM196 227H200L199 225H196ZM103 235V233L101 232H97L95 233L91 238L94 241H99L101 236ZM170 235V234H169ZM253 235H255V233H253ZM245 239H249V237H245ZM19 243L23 244L26 243L25 240H20L18 241ZM68 243L67 240H61L59 243V246L57 248V252L60 254L61 259H67V256L65 254V245ZM93 247H96V245L94 244ZM156 248L161 252V254H163L164 252V248L161 244L157 243L156 244ZM99 251L101 253H104V257H105V264H107V260H108V256L107 253L105 251V249L103 247L99 248ZM244 252H247V249L243 250ZM130 253H131V248L130 247H125L124 251H123V260H124V264H131V257H130ZM242 253H237L236 255H241ZM193 255H196V252H193ZM229 260L232 259V256L228 257ZM37 264H39V261H37ZM260 264H264V259H262L260 261Z\"/></svg>",
  "mask_w": 264,
  "mask_h": 264
}]
</instances>
